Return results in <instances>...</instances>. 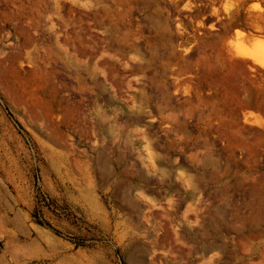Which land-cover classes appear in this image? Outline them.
<instances>
[{
    "label": "rangeland",
    "instance_id": "1",
    "mask_svg": "<svg viewBox=\"0 0 264 264\" xmlns=\"http://www.w3.org/2000/svg\"><path fill=\"white\" fill-rule=\"evenodd\" d=\"M247 1L0 0V264H264Z\"/></svg>",
    "mask_w": 264,
    "mask_h": 264
},
{
    "label": "crops",
    "instance_id": "2",
    "mask_svg": "<svg viewBox=\"0 0 264 264\" xmlns=\"http://www.w3.org/2000/svg\"><path fill=\"white\" fill-rule=\"evenodd\" d=\"M146 157L145 156H143V160L145 159ZM140 161L139 162H137V164H135L134 166H138V168H139V165L140 166H142V163H145V162H143L142 161V157L139 159ZM149 183L151 182V178H148V179H146ZM134 187H136V186H134ZM140 187V186H139ZM136 193L138 194H136L137 196L136 197H138V199H139V201L140 202H154V203H158V202H164V201H167L168 203L169 202H171L172 204L174 203V202H176V203H179V204H182V203H189L188 202V198H187V196H184L183 195V193H182V191H181V189L180 188H176V190H174V191H172L171 190V193H172V195H171V199L170 198H166V196L165 197H153V194H152V190H148V189H146V188H143V187H140L139 189H137V191H136ZM164 193V192H163ZM169 192H167V194H168ZM177 205V204H176ZM214 244V246L213 247H216L214 250H210L209 248H210V246H208L207 248H203V250L204 251H216V250H219L221 247H220V244H217V243H213Z\"/></svg>",
    "mask_w": 264,
    "mask_h": 264
},
{
    "label": "bare ground",
    "instance_id": "3",
    "mask_svg": "<svg viewBox=\"0 0 264 264\" xmlns=\"http://www.w3.org/2000/svg\"><path fill=\"white\" fill-rule=\"evenodd\" d=\"M241 1H243V0H241ZM245 1V0H244ZM249 1V0H248ZM247 1V2H248ZM242 3V2H241ZM243 5V4H242ZM244 5H246V4H244ZM253 17V16H252ZM248 18V17H247ZM250 18H251V16H250ZM111 119V118H110ZM60 156H61V154H60ZM59 156V157H60ZM148 161V160H147ZM133 166V165H132ZM134 167V166H133ZM136 169V168H135ZM126 172V171H125ZM138 172H139V170H135V172H132L133 174H128V173H123L122 174V177H123V180H127V179H129L128 178V176H137V174H138ZM164 172H165V170H164ZM171 174V173H170ZM169 176V175H168ZM130 188L129 189H127L126 190V194H125V197H126V199H128L129 197H130V195L132 194L131 192L134 190V189H136L137 190V188L136 187H134V188H131V186H129ZM79 197V196H78ZM82 199L84 200V201H86V202H84L87 206H88V208H94V203L93 202H91L90 201V198H84V197H82ZM131 205H132V208H133V210L134 211H140V202H131ZM130 205V206H131ZM171 205V204H170ZM172 206V205H171ZM130 208V207H129ZM96 209V208H95ZM264 211V202H259L258 203V205H257V207H256V210H255V212H256V216L257 217H259L261 214H262V212ZM133 212V211H132ZM184 214V213H183ZM145 218V217H144ZM115 223H118L117 221L115 222ZM122 223V222H121ZM115 225V224H114ZM118 225V224H117ZM28 243V242H27ZM30 243V242H29ZM22 245V244H21ZM19 246V245H18ZM22 247V246H21ZM25 249H26V247H24ZM24 250V249H23ZM31 253V252H30ZM18 255V254H17ZM16 255V256H17ZM42 260V259H41ZM44 260V259H43Z\"/></svg>",
    "mask_w": 264,
    "mask_h": 264
},
{
    "label": "clouds",
    "instance_id": "4",
    "mask_svg": "<svg viewBox=\"0 0 264 264\" xmlns=\"http://www.w3.org/2000/svg\"><path fill=\"white\" fill-rule=\"evenodd\" d=\"M185 6H187V5H185ZM232 7H233L232 0H228V2H226L224 4V10H225V12L229 11ZM249 7L251 9H256V10L264 11V8H261V5L258 2V0H254V2L249 5ZM213 11H215V9ZM262 47H264V45H262Z\"/></svg>",
    "mask_w": 264,
    "mask_h": 264
}]
</instances>
